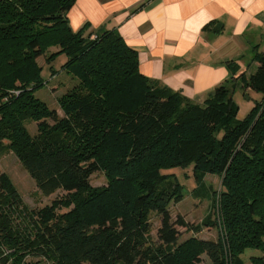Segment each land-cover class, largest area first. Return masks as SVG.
Here are the masks:
<instances>
[{"label":"trees","instance_id":"16d2710c","mask_svg":"<svg viewBox=\"0 0 264 264\" xmlns=\"http://www.w3.org/2000/svg\"><path fill=\"white\" fill-rule=\"evenodd\" d=\"M74 2L0 0V158L14 154L43 194L64 192L31 209L0 170V264H245L247 249L264 264V48L253 47L254 71L230 65L196 103L144 76L115 30L73 31ZM62 54L60 70L77 82L57 98L60 116L35 92L45 84L37 58L50 65ZM237 89L261 94L241 119ZM188 166L196 195L206 175L219 177L202 223L216 239L179 241V227L202 225L172 217L184 194L165 170ZM97 171L106 183L92 186Z\"/></svg>","mask_w":264,"mask_h":264},{"label":"crops","instance_id":"0c3cea01","mask_svg":"<svg viewBox=\"0 0 264 264\" xmlns=\"http://www.w3.org/2000/svg\"><path fill=\"white\" fill-rule=\"evenodd\" d=\"M67 19L73 31L115 30L144 76L196 103L228 80L230 65L254 71L241 59L264 48V0H75Z\"/></svg>","mask_w":264,"mask_h":264},{"label":"rangeland","instance_id":"374dc122","mask_svg":"<svg viewBox=\"0 0 264 264\" xmlns=\"http://www.w3.org/2000/svg\"><path fill=\"white\" fill-rule=\"evenodd\" d=\"M55 47H50L46 50V54L55 51ZM44 55L37 58V62L42 66L41 75L44 79V86L36 90L35 95L45 102L48 107L55 109L61 116L62 111L57 103V98L62 95L68 88L76 84V79L71 75H68L63 70H60L61 64L66 60L64 54L57 56L54 61L48 65L44 63ZM242 65L247 66L252 61V57L245 56L241 59ZM58 70L54 75L51 73V69ZM261 94L253 90L247 91L246 94H241L240 90H236L233 96L235 103L239 106L237 118L241 119L250 111L255 101L260 100ZM28 130L31 134L36 133V124L30 122L27 124ZM0 170L9 174L13 183L17 187L19 193L22 196L23 201L31 209H39L44 206H48L55 199H59L64 192L57 190L52 194L45 195L38 190L33 178L29 173L21 166L17 158L12 153H8L0 158ZM167 173L174 174L175 178L182 185V192L184 194L183 199L177 203H171L170 212L172 217L175 218L177 214L184 217V219L190 225H202L203 221L207 219H213L211 216V200L208 194L211 189H219L220 180L219 177L214 175H206L203 179V184L199 186L198 195L192 192L193 187L196 185L192 176L191 166L188 167H174L165 170ZM90 184L92 186H101L106 183L104 174L101 171H97L90 176ZM64 209H60V212ZM159 225L158 218L153 215L151 222V235L155 236V230ZM180 236L179 241L188 238L191 235L197 237L216 239L217 230L214 227H205L202 225L200 231L194 233L192 230L179 227ZM260 252L254 249H247L242 255L245 264H251L249 258L251 255H258Z\"/></svg>","mask_w":264,"mask_h":264}]
</instances>
